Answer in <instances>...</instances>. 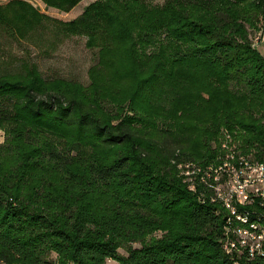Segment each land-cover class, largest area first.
Returning <instances> with one entry per match:
<instances>
[{
	"label": "trees",
	"instance_id": "trees-1",
	"mask_svg": "<svg viewBox=\"0 0 264 264\" xmlns=\"http://www.w3.org/2000/svg\"><path fill=\"white\" fill-rule=\"evenodd\" d=\"M45 20L101 48L99 63L87 88L25 61L0 71V264H264L226 252L225 220L238 222L205 175L195 189L182 176L217 164L224 141L264 161V56L250 38L264 0H93L69 21L0 4L15 40ZM115 48L124 77L109 84Z\"/></svg>",
	"mask_w": 264,
	"mask_h": 264
},
{
	"label": "rangeland",
	"instance_id": "rangeland-1",
	"mask_svg": "<svg viewBox=\"0 0 264 264\" xmlns=\"http://www.w3.org/2000/svg\"><path fill=\"white\" fill-rule=\"evenodd\" d=\"M8 0H0L5 3ZM38 8L40 12L49 15L56 20H73L89 2L93 0H81L69 12H60L53 8H47L41 0H27ZM156 2L157 0H153ZM264 35V27L257 31H251V40L261 39ZM255 45V44H254ZM264 56V41L255 46ZM101 48L87 47L86 37L78 34H66L53 20H45L43 25L34 26L26 31L25 39L15 40L8 37L4 31H0V71L6 72L22 61L35 63L45 78H64L80 82L85 88L91 84V67L98 65ZM110 52V50L108 51ZM110 55L115 58L116 67L109 69V84L122 83L124 77V55L118 50L112 49ZM91 70V72H90ZM106 72V70H105ZM122 76V77H121ZM107 85V83H104ZM108 103V100H104ZM108 108V104H106ZM117 107L113 109V112ZM4 140V132L0 128V143ZM236 146L231 147V152L236 155L243 154ZM229 153H225L226 156ZM228 157V156H227ZM226 157V158H227ZM222 158V156H221ZM251 159V158H250ZM221 161V159H219ZM230 161V159H227ZM253 160V159H251ZM219 161V162H220ZM200 163L192 162L182 168V176L190 189H195L194 182L201 185L202 173L197 166ZM200 174V175H199ZM197 177V178H196ZM120 253H125L122 249ZM116 262L110 261V264Z\"/></svg>",
	"mask_w": 264,
	"mask_h": 264
},
{
	"label": "built area",
	"instance_id": "built-area-1",
	"mask_svg": "<svg viewBox=\"0 0 264 264\" xmlns=\"http://www.w3.org/2000/svg\"><path fill=\"white\" fill-rule=\"evenodd\" d=\"M253 41L255 45H258L264 41V35L262 34L261 39ZM221 146L225 153H231L233 145L230 146L224 141ZM218 168H221L219 162L200 168L202 175H205L204 181L209 182V185L218 186V194L212 195L211 200L219 201L226 212L235 211L237 218H239V210L264 214V167L262 170L250 168L248 156H245L240 167H228L232 169V178L212 181L213 171ZM224 233V247L230 253L245 255L248 258L250 254H259L264 257V227L247 221V230L230 231L225 220Z\"/></svg>",
	"mask_w": 264,
	"mask_h": 264
},
{
	"label": "bare ground",
	"instance_id": "bare-ground-1",
	"mask_svg": "<svg viewBox=\"0 0 264 264\" xmlns=\"http://www.w3.org/2000/svg\"><path fill=\"white\" fill-rule=\"evenodd\" d=\"M235 153L231 152L227 154L226 156L223 155L222 158L221 156L219 157V159H221V161L219 160L220 161L219 164L221 165V168H218L216 171H213L212 181H220L228 177L232 178V169H228V167H231V166L240 167V165L242 164V161L245 160V156H248L244 154L236 155ZM227 159H230V161ZM248 163H250V168H255V170H262V168L264 167V161L258 162V160H251L250 157H248ZM212 187L214 189L213 191L214 195H217L218 186H212ZM228 213L231 215V218H233L235 222H238L236 226L229 228L230 231L247 230V221L248 223L258 224L259 227H264V214L261 212H253V211L249 212L247 210L240 211L239 218H237V213L235 211H229ZM250 215H252L254 219L250 220ZM225 250L226 252L230 253L228 249H225ZM255 255H258V254H250V258L254 257Z\"/></svg>",
	"mask_w": 264,
	"mask_h": 264
}]
</instances>
